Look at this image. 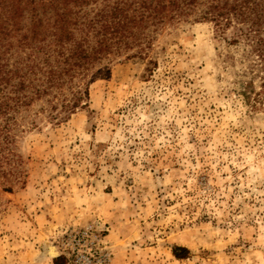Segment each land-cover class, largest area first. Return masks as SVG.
Returning a JSON list of instances; mask_svg holds the SVG:
<instances>
[{
    "label": "rangeland",
    "instance_id": "obj_1",
    "mask_svg": "<svg viewBox=\"0 0 264 264\" xmlns=\"http://www.w3.org/2000/svg\"><path fill=\"white\" fill-rule=\"evenodd\" d=\"M195 17L149 24L79 75L69 118L50 116L56 88L20 107L0 135V264H55L90 224L111 264H264L261 66Z\"/></svg>",
    "mask_w": 264,
    "mask_h": 264
},
{
    "label": "trees",
    "instance_id": "obj_2",
    "mask_svg": "<svg viewBox=\"0 0 264 264\" xmlns=\"http://www.w3.org/2000/svg\"><path fill=\"white\" fill-rule=\"evenodd\" d=\"M191 15L213 23L228 43L249 45L264 87V0H0V115L6 116L0 135L10 141L20 107L55 88L60 106L53 105L57 112L50 116L69 118L86 105L87 93L75 81L79 75L130 47L149 24ZM230 28L232 35L224 37ZM249 83L242 93L250 99ZM175 249L178 258L190 253ZM55 264H67V257H57Z\"/></svg>",
    "mask_w": 264,
    "mask_h": 264
},
{
    "label": "built area",
    "instance_id": "obj_3",
    "mask_svg": "<svg viewBox=\"0 0 264 264\" xmlns=\"http://www.w3.org/2000/svg\"><path fill=\"white\" fill-rule=\"evenodd\" d=\"M67 264H111L112 252L94 224L69 233L61 240Z\"/></svg>",
    "mask_w": 264,
    "mask_h": 264
},
{
    "label": "bare ground",
    "instance_id": "obj_4",
    "mask_svg": "<svg viewBox=\"0 0 264 264\" xmlns=\"http://www.w3.org/2000/svg\"><path fill=\"white\" fill-rule=\"evenodd\" d=\"M51 253H52V254H55V250H54V249H51Z\"/></svg>",
    "mask_w": 264,
    "mask_h": 264
},
{
    "label": "water",
    "instance_id": "obj_5",
    "mask_svg": "<svg viewBox=\"0 0 264 264\" xmlns=\"http://www.w3.org/2000/svg\"><path fill=\"white\" fill-rule=\"evenodd\" d=\"M55 246V245H54ZM55 248H56V246H55ZM57 249V248H56ZM60 254V252L58 251V254L57 255H59ZM57 255H55V256H57Z\"/></svg>",
    "mask_w": 264,
    "mask_h": 264
}]
</instances>
